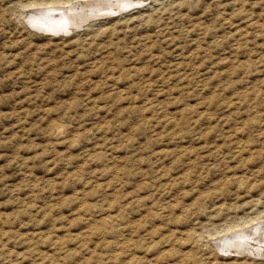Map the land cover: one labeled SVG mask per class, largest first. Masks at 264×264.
<instances>
[{
    "label": "rangeland",
    "instance_id": "obj_1",
    "mask_svg": "<svg viewBox=\"0 0 264 264\" xmlns=\"http://www.w3.org/2000/svg\"><path fill=\"white\" fill-rule=\"evenodd\" d=\"M0 264H264V0H0Z\"/></svg>",
    "mask_w": 264,
    "mask_h": 264
},
{
    "label": "bare ground",
    "instance_id": "obj_2",
    "mask_svg": "<svg viewBox=\"0 0 264 264\" xmlns=\"http://www.w3.org/2000/svg\"><path fill=\"white\" fill-rule=\"evenodd\" d=\"M103 1H104V0H103ZM126 3H127V2H126ZM127 4H128V3H127ZM91 5H92V3H91ZM104 5H105V4H104ZM88 6H89V5H88ZM112 7H113V6H112ZM115 7H116V6H115ZM121 8H122V7H121ZM123 9H124V8H123ZM46 11H47V10H46ZM92 11H93V10H92ZM47 12H48V11H47ZM51 12H52V10H51ZM118 12H120V11H118ZM64 13H65V12H64ZM92 13H93V12H92ZM92 13H90V15H91ZM66 14H67V13H66ZM86 14H87V13H86ZM34 15H35V13H34ZM41 15H42V14H41ZM53 15H54V14H53ZM92 15H93V14H92ZM58 16H59V15H58ZM54 17L56 18V16H54ZM54 17H51V18H50V24H51V23H55V22L58 21V20L56 21ZM64 17H65V15H63V18H64ZM96 17H97V16H96ZM96 17H94V15H93V16H91V19L96 18ZM60 18H61V17H60ZM74 18H75V17H74ZM89 18H90V17H89ZM89 18H87V19L89 20ZM57 19H58V17H57ZM83 19L85 20L86 18H83ZM62 20H63V19L61 18V21H62ZM54 21H55V22H54ZM59 21H60V20H59ZM59 21H58V22H59ZM63 21H64V20H63ZM70 21H71V20H70ZM86 21H87V20H86ZM86 21H85V22H86ZM83 22H84V21H82V23H83ZM85 22H84V23H85ZM44 25H46V24H44ZM67 25H68V24H67ZM33 26H35V25H33ZM46 26H47V25H46ZM68 26H69V25H68ZM35 28H36V27H35ZM48 28H49V27H48ZM79 28H80V27H79ZM50 29H52V28H50ZM41 30H42V29H41ZM41 30H40V31H41ZM63 30H64V29H63ZM40 31L38 30V32H40ZM57 31H58V30H57ZM57 31H56V32H57ZM42 32H44V31H42ZM52 32H54V31L52 30ZM239 235H240V234H239ZM245 235H246V234H245ZM247 237H248V236H247Z\"/></svg>",
    "mask_w": 264,
    "mask_h": 264
}]
</instances>
